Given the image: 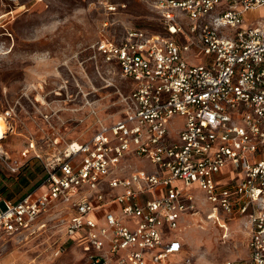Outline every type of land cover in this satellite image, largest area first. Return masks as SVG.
Returning a JSON list of instances; mask_svg holds the SVG:
<instances>
[{
  "label": "built area",
  "instance_id": "1",
  "mask_svg": "<svg viewBox=\"0 0 264 264\" xmlns=\"http://www.w3.org/2000/svg\"><path fill=\"white\" fill-rule=\"evenodd\" d=\"M137 1L160 30L129 26L91 45L132 81L122 116L96 115L85 140L28 143L21 154L40 160L45 178L20 198L0 196V242L63 205L82 264H166L182 252V219L204 205L223 236L226 221L247 228L248 257L222 264H264V17L244 23L264 0ZM129 155L152 168L131 167Z\"/></svg>",
  "mask_w": 264,
  "mask_h": 264
},
{
  "label": "rangeland",
  "instance_id": "2",
  "mask_svg": "<svg viewBox=\"0 0 264 264\" xmlns=\"http://www.w3.org/2000/svg\"><path fill=\"white\" fill-rule=\"evenodd\" d=\"M103 1L125 7L109 13ZM256 13L264 17V9ZM159 24L157 14L137 0H0V117L5 128L0 137L1 196L15 200L40 185L41 161L21 154L30 141L85 140L96 129V115L108 122L122 116V99L132 81L117 65L93 55L91 45L100 34L119 40L129 26L160 30ZM189 62L200 64L202 59L194 56ZM127 158L131 167L152 168L146 160ZM190 191L203 196L197 186ZM209 211L200 205L197 214L184 216L178 232L182 252L166 264H222L248 257L246 226L226 221L223 236V226L207 217ZM67 214L59 205L33 226L5 238L0 264H82L79 239L65 234ZM219 217L224 218L222 213Z\"/></svg>",
  "mask_w": 264,
  "mask_h": 264
},
{
  "label": "crops",
  "instance_id": "3",
  "mask_svg": "<svg viewBox=\"0 0 264 264\" xmlns=\"http://www.w3.org/2000/svg\"><path fill=\"white\" fill-rule=\"evenodd\" d=\"M258 9H264V8H257V9H252L249 12L246 13L245 17H244V23L245 24H255L256 20L258 17H261L260 14L256 13V11ZM233 223H237V224H242V222L240 220L238 221H234Z\"/></svg>",
  "mask_w": 264,
  "mask_h": 264
},
{
  "label": "bare ground",
  "instance_id": "4",
  "mask_svg": "<svg viewBox=\"0 0 264 264\" xmlns=\"http://www.w3.org/2000/svg\"><path fill=\"white\" fill-rule=\"evenodd\" d=\"M2 118L0 117V137H3L4 136V125L2 123Z\"/></svg>",
  "mask_w": 264,
  "mask_h": 264
},
{
  "label": "trees",
  "instance_id": "5",
  "mask_svg": "<svg viewBox=\"0 0 264 264\" xmlns=\"http://www.w3.org/2000/svg\"><path fill=\"white\" fill-rule=\"evenodd\" d=\"M44 178H45V173H44V175H43L42 181L44 180ZM42 181H41V182H42ZM33 189H34V188H33ZM33 189L29 190L28 192L32 191ZM25 194H26V193H25ZM25 194H23V195H25ZM23 195H22V196H23ZM0 196H1V195H0ZM3 197H5V196H3ZM20 197H21V196H20ZM20 197H19V198H20ZM6 198H8V197H6ZM8 199H10V198H8Z\"/></svg>",
  "mask_w": 264,
  "mask_h": 264
}]
</instances>
